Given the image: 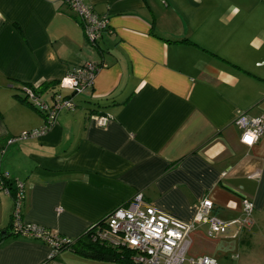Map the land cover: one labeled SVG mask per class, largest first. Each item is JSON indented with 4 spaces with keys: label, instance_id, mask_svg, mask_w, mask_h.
I'll list each match as a JSON object with an SVG mask.
<instances>
[{
    "label": "crops",
    "instance_id": "0c3cea01",
    "mask_svg": "<svg viewBox=\"0 0 264 264\" xmlns=\"http://www.w3.org/2000/svg\"><path fill=\"white\" fill-rule=\"evenodd\" d=\"M84 1L109 22L94 47L63 0H0V174L9 183L0 188V264H118L67 249L50 259L46 243L10 236L16 182L22 222L70 241L138 193L141 209L184 223L204 199L219 220H240L246 199L249 223L210 238L208 251H192L209 239L206 225L189 235L185 259L222 264L249 246L253 214L264 212V136L248 148L234 124L239 113L264 115V0ZM88 62L104 65L92 87L61 92L75 109L42 136L8 143L47 126L22 84L51 105L59 81ZM91 115L110 120L98 127Z\"/></svg>",
    "mask_w": 264,
    "mask_h": 264
},
{
    "label": "built area",
    "instance_id": "2783aa9c",
    "mask_svg": "<svg viewBox=\"0 0 264 264\" xmlns=\"http://www.w3.org/2000/svg\"><path fill=\"white\" fill-rule=\"evenodd\" d=\"M67 8L78 19L86 39V42L94 47L104 32L108 31V19L98 16L84 0H63ZM104 65L85 63L73 69L58 83V90L52 96V104L42 102L30 89L23 88V93L30 105L46 118L47 126L38 130L25 132L8 143L37 138L45 134L49 126L54 122L57 114L62 111L72 112L75 105L70 97H63L62 91H71L79 95L87 92L94 82L97 72ZM70 81L71 83H66ZM61 91V92H60ZM90 119L98 127H105L109 122L108 116L91 115ZM234 124L240 130V143L248 148L254 146L264 136V115L249 116L239 113ZM251 138V143L246 140ZM8 180L7 174H0V188L3 182ZM6 190V189H4ZM24 200V187L16 182L13 196L12 219L10 230L21 238L39 240L46 243L51 250L50 258L54 250L64 239H60L55 233L42 227L27 224L21 220V206ZM144 204L140 193L134 195L128 202L114 208L104 220L103 226L95 230L93 241L106 243L107 245L130 250L132 256L130 264H183L185 255L190 245V233L198 225L208 227L209 238L226 236L229 234L230 225L239 228L247 225L252 215L253 205L246 199L242 200L244 218L231 223H225L213 215V205L208 199L202 200L195 209L191 223L181 222L173 217L158 212L152 207L141 209ZM59 212L60 209H57ZM237 257H232L235 259ZM189 264H218L208 256L189 259Z\"/></svg>",
    "mask_w": 264,
    "mask_h": 264
},
{
    "label": "trees",
    "instance_id": "16d2710c",
    "mask_svg": "<svg viewBox=\"0 0 264 264\" xmlns=\"http://www.w3.org/2000/svg\"><path fill=\"white\" fill-rule=\"evenodd\" d=\"M184 41L187 42L186 40H184ZM20 88L22 89V95H23L22 99L24 101H26L29 105H30V103L26 100V96L23 93V88L30 89L38 98H39V94L41 93V90L39 89V87H33V86H31L29 84H25V83L22 84V87H20ZM57 89H58V84H57ZM57 91H59V90H57ZM8 184H9L8 180L4 181L3 182V189H8ZM14 192H15V189H14ZM13 196H14V193H13ZM104 220H105V218H103L101 221H99L98 223L93 225L82 236H80L77 240L70 241V240L64 239V242L60 243L57 246V248L54 250V254L50 259L55 258L56 255L60 251L67 249V250H71L75 254H77V255L85 258V259L91 260V261L102 262V263L130 264L129 260L132 256V253L130 250L114 248V247L107 245L106 243L92 240L93 239L92 237H93V234L95 233V230L98 228L100 229L103 226ZM9 234L12 237H18L15 234H13L11 232V230H9ZM60 239H62V238H60Z\"/></svg>",
    "mask_w": 264,
    "mask_h": 264
},
{
    "label": "rangeland",
    "instance_id": "374dc122",
    "mask_svg": "<svg viewBox=\"0 0 264 264\" xmlns=\"http://www.w3.org/2000/svg\"><path fill=\"white\" fill-rule=\"evenodd\" d=\"M252 218L253 222H255V226H253V232L249 239V246L241 247L237 252H233L236 253L237 256L235 259H231L229 256L230 254H228L227 258L221 259L222 264H264V212L254 213ZM212 242L213 240L210 238L202 241L197 240V242L192 245V251L196 253V255H200L208 251L209 248L211 249L213 245ZM186 259L184 264H189V258L186 257Z\"/></svg>",
    "mask_w": 264,
    "mask_h": 264
},
{
    "label": "clouds",
    "instance_id": "9594fccd",
    "mask_svg": "<svg viewBox=\"0 0 264 264\" xmlns=\"http://www.w3.org/2000/svg\"><path fill=\"white\" fill-rule=\"evenodd\" d=\"M233 12H234V14H235V13H238V12H239V9L233 7ZM246 142L250 144L252 141L249 142V140H246Z\"/></svg>",
    "mask_w": 264,
    "mask_h": 264
},
{
    "label": "snow or ice",
    "instance_id": "6c2138e0",
    "mask_svg": "<svg viewBox=\"0 0 264 264\" xmlns=\"http://www.w3.org/2000/svg\"><path fill=\"white\" fill-rule=\"evenodd\" d=\"M66 83H71L70 81L66 82ZM249 142L251 141V138H248Z\"/></svg>",
    "mask_w": 264,
    "mask_h": 264
}]
</instances>
